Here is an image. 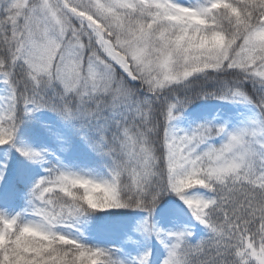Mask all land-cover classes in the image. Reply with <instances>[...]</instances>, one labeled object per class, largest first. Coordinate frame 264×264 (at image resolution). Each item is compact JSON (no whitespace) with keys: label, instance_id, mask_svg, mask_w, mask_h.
Returning <instances> with one entry per match:
<instances>
[{"label":"snow or ice","instance_id":"1","mask_svg":"<svg viewBox=\"0 0 264 264\" xmlns=\"http://www.w3.org/2000/svg\"><path fill=\"white\" fill-rule=\"evenodd\" d=\"M0 264H264V0H0Z\"/></svg>","mask_w":264,"mask_h":264}]
</instances>
